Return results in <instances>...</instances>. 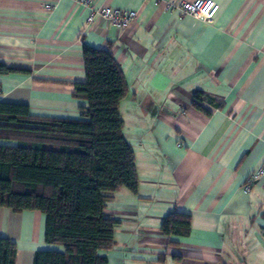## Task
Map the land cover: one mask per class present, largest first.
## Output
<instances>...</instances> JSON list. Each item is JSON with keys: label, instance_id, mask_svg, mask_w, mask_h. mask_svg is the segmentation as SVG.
I'll list each match as a JSON object with an SVG mask.
<instances>
[{"label": "crops", "instance_id": "1", "mask_svg": "<svg viewBox=\"0 0 264 264\" xmlns=\"http://www.w3.org/2000/svg\"><path fill=\"white\" fill-rule=\"evenodd\" d=\"M215 1L206 22L165 0H93L138 11L119 29L88 23L90 8L76 0H0V61L26 69L0 75V101L78 119L89 105L73 96L86 78L84 46L109 48L124 72L120 113L138 191L122 187L106 201L117 220L113 247L100 251L107 264H264V181L244 186L264 164V0ZM176 211L191 215L189 234L162 231ZM45 230L41 211L0 207L15 264L64 250Z\"/></svg>", "mask_w": 264, "mask_h": 264}, {"label": "trees", "instance_id": "2", "mask_svg": "<svg viewBox=\"0 0 264 264\" xmlns=\"http://www.w3.org/2000/svg\"><path fill=\"white\" fill-rule=\"evenodd\" d=\"M86 78L73 96L88 101L78 119L36 116L26 103L0 101V207L46 215L45 239L64 250H38L33 264H107L117 220L106 201L118 189L138 191L134 148L124 135L120 104L129 87L109 48L84 46ZM26 69L0 61V75ZM201 95L194 105L203 110ZM205 110V109H204ZM166 234L187 235L191 215L169 213ZM16 243L0 236V264H15Z\"/></svg>", "mask_w": 264, "mask_h": 264}, {"label": "built area", "instance_id": "3", "mask_svg": "<svg viewBox=\"0 0 264 264\" xmlns=\"http://www.w3.org/2000/svg\"><path fill=\"white\" fill-rule=\"evenodd\" d=\"M77 2L90 8L88 23H93L97 17H101L112 23L119 29H125L138 18V11L134 9H121L113 6H96L93 0H76ZM168 10L179 9L184 14L193 15L206 22H213L220 4L215 0H165ZM51 5L47 4L46 8ZM258 181H264V164L256 170L245 183V189L250 190L251 186Z\"/></svg>", "mask_w": 264, "mask_h": 264}]
</instances>
